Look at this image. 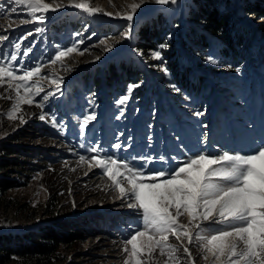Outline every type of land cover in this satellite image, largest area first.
I'll return each instance as SVG.
<instances>
[{
    "label": "rangeland",
    "instance_id": "1",
    "mask_svg": "<svg viewBox=\"0 0 264 264\" xmlns=\"http://www.w3.org/2000/svg\"><path fill=\"white\" fill-rule=\"evenodd\" d=\"M1 1L0 34L7 39L0 44V48L9 51L15 43H22L23 49L32 48L25 58V67L42 62L41 76L35 77L34 81L40 80L45 92L35 96L32 104H20L14 110L17 102L14 86L10 88L7 81L0 84V161L24 160L26 157H45L50 161H45L46 165L35 161L33 170L25 175L0 170V178L19 177L20 183L19 187L6 192L0 190V235L55 223L64 218L72 219L82 228L86 238L77 246L61 249L62 264H125L129 257L124 251V240L134 234L140 225L141 214L137 209L127 207L128 200L117 198L119 193L111 187V182L103 175V169L91 166L94 163L91 157L96 154L90 148L99 146L101 156L116 159L156 157L148 167L160 170L171 165L179 166V162L188 156L205 151L197 144L190 147L178 140L183 131L177 129L172 110L167 104L164 105L163 121L168 126L167 132L172 135L169 139H164L161 130H152L150 126L139 127V114L145 107L144 117L149 118L156 109L157 96V93L150 95L149 102L142 107L143 99L138 98L135 92L143 90L137 87L144 84L148 77L139 76V73L144 72L146 64H153V58L157 59V66H171V60L167 59L176 54L178 37L183 38L184 33L190 40L191 32L199 31V25L208 23L201 17L210 9L223 10L225 16L229 17L234 14L239 1L244 0H181L167 8L154 0H146L137 9L132 21H128L125 14L130 11L129 5L139 3V0H87L90 7L99 11L89 14L75 7H64L48 11L43 23H21L29 19L27 9L20 7L13 14L11 9L17 6L12 0ZM45 2L55 6L54 0ZM61 2L68 4V0H55V3ZM238 11L240 22L250 21L244 10ZM130 25L131 38H124L122 33ZM36 28L43 31L36 33ZM81 41L79 50L63 58L62 62H50L59 48ZM108 44L112 47L105 51ZM160 45L165 47L160 48ZM196 50L198 47L193 49V55L184 54V57L200 56ZM154 51H160L159 58L153 56ZM129 68L132 74L125 76L127 79L121 82L119 71L123 69L126 73ZM53 72L62 77L61 88L55 96L44 100L47 91L53 88L44 77ZM129 85L137 87L129 93ZM235 94L236 91L233 96ZM125 95L128 96L127 101L117 104L116 101ZM238 99L235 101L240 105ZM128 103H131L129 107ZM40 104H43V108ZM41 114L46 115L45 120L40 119ZM89 114H94L95 119L89 122L85 135L81 136L79 122ZM53 117L58 124H53ZM105 134L109 138H105ZM115 143L127 147L114 149L112 145ZM14 147L26 149L30 157L14 152ZM81 156L85 157L84 161L80 160ZM160 156L166 157V162L160 161ZM133 163L143 166L139 160ZM51 194L54 196L52 200L57 199L59 203L52 205V209H49L52 215H47L46 202ZM83 218L87 221L83 222ZM179 222L187 224V215L181 216ZM215 226L213 223L206 224L207 228ZM168 243L178 247L182 264H209L203 259L196 242L188 245L184 240L181 245L170 235ZM184 245L189 247L192 260L183 252ZM127 247L130 250V246ZM142 258L148 260L147 256ZM166 260L167 256L156 249L149 264H165Z\"/></svg>",
    "mask_w": 264,
    "mask_h": 264
},
{
    "label": "snow or ice",
    "instance_id": "2",
    "mask_svg": "<svg viewBox=\"0 0 264 264\" xmlns=\"http://www.w3.org/2000/svg\"><path fill=\"white\" fill-rule=\"evenodd\" d=\"M12 2L17 6L11 9L14 13L20 7L27 9L29 19L22 20L21 23H43L48 11L64 7H75L89 14L99 11L90 7L87 0H68L67 5L55 3L54 0V7L45 0ZM145 2L146 0H139V3L130 4V11L125 14V18L132 21L137 9ZM154 2L168 5L176 4L177 0ZM2 8L3 5H0V9ZM42 31V28L35 29L36 33ZM130 32L131 25L122 36L129 38ZM5 39L7 37L0 34V44ZM23 39L25 38H21ZM79 43L82 41L59 48L50 62H62L63 58L79 50ZM111 47L108 44L105 51ZM163 47L165 45H160V48ZM32 50L23 49L22 43H15L14 48L9 51L0 48V84L7 81L10 88L14 86L17 98L14 110L20 104H32L35 96L45 92L40 80L34 81L35 77L41 76L42 62L25 67V58ZM153 56L159 58L160 51H154ZM44 79L53 86L43 97L47 100L59 92L62 77L53 72ZM134 87L137 85H129L128 92L131 93ZM127 99L128 96H121L116 103L123 104ZM39 106L43 108V104ZM196 115L203 113L197 112ZM40 119L45 120L46 115L41 114ZM94 119L95 115L89 114L79 122L81 136L85 135L87 125ZM52 122L54 125L59 123L55 117ZM122 147L127 146L120 143L112 145L114 149ZM90 151L96 154L91 157L94 162L91 166L103 169V175L119 193L117 198L128 200L127 207L137 209L141 214L140 225L134 234L124 240V251L129 257L125 264H149L156 249H159L161 255L167 256L165 264H182L178 247L168 243L170 235L180 241L181 245L184 240L188 245L196 242L203 259L209 261V264H264V143L249 153L228 150L217 154L201 151L180 161L179 166L171 165L162 170L148 167L156 157L116 159L101 156L99 146L91 147ZM80 160L84 161L85 157L81 156ZM136 160L142 161L143 166L134 164L133 161ZM159 160L166 162V157L160 156ZM185 214L188 223L181 224L179 218ZM207 223L216 226L207 228ZM127 246H130V250ZM183 252L192 260L187 245L183 246ZM144 256H147V261L142 258Z\"/></svg>",
    "mask_w": 264,
    "mask_h": 264
},
{
    "label": "built area",
    "instance_id": "3",
    "mask_svg": "<svg viewBox=\"0 0 264 264\" xmlns=\"http://www.w3.org/2000/svg\"><path fill=\"white\" fill-rule=\"evenodd\" d=\"M258 6L264 9V0L239 1L229 17L219 10V16L225 19L223 28L214 31L207 24L199 25V31L191 32L190 40L183 33V38L178 37L176 54L167 59L171 66H157V59L153 58V64H146L144 72H138L139 76L148 77L137 87L143 90L135 92L143 99L142 107L147 105L150 95L157 93L155 115L147 122L152 130L163 131L164 139L171 137L165 133L167 124L160 122L167 104L177 129L183 131L178 140L188 146L197 144L201 150L218 153L264 143V21L257 22L264 15L254 12ZM241 9L250 21L240 22L237 16L241 17ZM195 47L200 56L184 57L193 55ZM119 73L121 82L132 74L130 68ZM237 97L240 105L235 101ZM144 109L139 114V127L147 126L143 123ZM197 112L203 115L197 116Z\"/></svg>",
    "mask_w": 264,
    "mask_h": 264
},
{
    "label": "trees",
    "instance_id": "4",
    "mask_svg": "<svg viewBox=\"0 0 264 264\" xmlns=\"http://www.w3.org/2000/svg\"><path fill=\"white\" fill-rule=\"evenodd\" d=\"M257 16L264 15V9L259 6L255 8ZM208 22V27L218 31L223 28L225 19L219 16L217 8L210 9L203 18ZM14 152L29 156V152L22 147H14ZM49 158L38 157L30 159H4L0 161V170L12 171L17 174L25 175L26 172L33 170L35 161L41 163ZM19 177L0 178V190L6 192L10 188L19 187ZM46 208V214L52 215L49 209L52 205H58V200L54 201L53 194L49 195ZM54 206V207H55ZM46 210V209H45ZM87 219L83 218V222ZM18 229V228H17ZM86 238L84 231L72 219H61L55 223H47L30 229H18L0 235V264H62L61 249L65 246H77Z\"/></svg>",
    "mask_w": 264,
    "mask_h": 264
},
{
    "label": "bare ground",
    "instance_id": "5",
    "mask_svg": "<svg viewBox=\"0 0 264 264\" xmlns=\"http://www.w3.org/2000/svg\"><path fill=\"white\" fill-rule=\"evenodd\" d=\"M10 1V0H9ZM177 1H181V0H177ZM1 2H3V0L1 1ZM10 3V2H9ZM5 4V3H4ZM8 4V3H7ZM169 5H171V4H168V5H162L163 7H165V8H167V6H169ZM14 8V7H13ZM20 10V9H19ZM26 11V10H25ZM24 11V12H25ZM13 13V12H12ZM20 13V12H19ZM14 14V13H13ZM24 15V14H23ZM140 17V16H139ZM138 16L136 17V18H139ZM181 19H183V17L181 18ZM262 22V21H264V19H258L257 20V22ZM3 30V29H2ZM131 38V37H130ZM89 40V39H88ZM85 42V41H84ZM51 43V42H50ZM45 45V44H44ZM50 47H52V46H50ZM95 48V47H94ZM146 72H148L147 70H146ZM68 110H70V107L68 108ZM73 110V109H72ZM255 148H257L256 146H251V147H249V148H247V149H243V151H241V153H249V152H251V150H253V149H255ZM185 155V154H184ZM130 213V212H129ZM128 213V214H129ZM113 214V213H112Z\"/></svg>",
    "mask_w": 264,
    "mask_h": 264
}]
</instances>
